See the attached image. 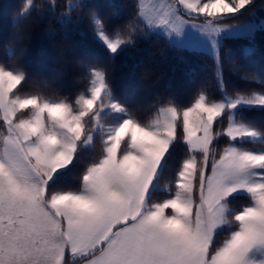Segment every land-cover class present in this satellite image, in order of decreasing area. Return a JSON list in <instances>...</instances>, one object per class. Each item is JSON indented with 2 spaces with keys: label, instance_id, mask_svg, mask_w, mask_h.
<instances>
[{
  "label": "snow or ice",
  "instance_id": "obj_1",
  "mask_svg": "<svg viewBox=\"0 0 264 264\" xmlns=\"http://www.w3.org/2000/svg\"><path fill=\"white\" fill-rule=\"evenodd\" d=\"M253 4L136 0L128 24L111 33L97 12L87 13L110 59L137 38L162 37L182 50L189 29L198 51L213 58L220 98L202 89L178 106L170 97L147 120L114 97L101 67L81 64L87 87L73 99L46 95L48 80L31 81L39 91H23L29 74L0 63V264H264V149L241 147L264 144V129L245 115L264 113V86L228 94L221 52L225 39L244 36V55L254 53L258 26L230 23ZM33 7L26 0L13 26ZM88 8L68 0L57 21L67 26L72 10ZM97 136L99 156L78 187H66L62 178ZM178 146L185 156L161 188ZM158 192L163 199H154ZM239 197L247 203L236 208Z\"/></svg>",
  "mask_w": 264,
  "mask_h": 264
},
{
  "label": "trees",
  "instance_id": "obj_2",
  "mask_svg": "<svg viewBox=\"0 0 264 264\" xmlns=\"http://www.w3.org/2000/svg\"><path fill=\"white\" fill-rule=\"evenodd\" d=\"M26 0H0V63L20 66L29 74V83L23 91L35 92L39 89L31 82L50 81L45 94L52 98L76 95L87 87L86 74L81 68L101 67L108 76L113 95L123 102L130 111L142 120H147L154 106L174 98L178 106H186L200 90H206L210 98H220L217 81L214 78V60L197 50L170 48L164 38L153 37L148 40L136 39L133 46L110 59L104 46L94 38L88 22L87 13L95 11L109 26L111 33L124 28L135 13L136 0H82L89 5L83 11L72 10L71 22L67 26L58 23L57 17L65 11L68 0H33L30 16L17 27L13 20ZM113 4L115 7H113ZM264 0H254L249 12L237 21L245 23L264 18ZM255 13L254 16L251 14ZM249 46L244 36L229 37L223 41L224 82L228 94L236 90L259 89L264 86V31L255 34V51L249 56L244 49ZM11 50L15 53L9 57ZM239 64L238 71L232 66ZM255 76V82L244 77ZM83 78V79H82ZM248 120L264 129V113L255 111L245 114ZM110 118L106 117L105 124ZM102 121V122H103ZM226 124V120H225ZM220 127V125H217ZM99 136L90 151H84L75 162V167L62 178L66 187H78V177L84 168L100 154ZM226 139L217 144L222 148ZM241 147L259 150L264 144H244ZM185 151L178 146L173 152L160 183L174 181L179 162ZM163 192L155 194L154 199H163ZM247 203L239 197L233 206L239 208ZM223 236L218 237V241Z\"/></svg>",
  "mask_w": 264,
  "mask_h": 264
},
{
  "label": "rangeland",
  "instance_id": "obj_3",
  "mask_svg": "<svg viewBox=\"0 0 264 264\" xmlns=\"http://www.w3.org/2000/svg\"><path fill=\"white\" fill-rule=\"evenodd\" d=\"M74 2H76V0H74ZM263 10H264V6H263ZM251 21L253 23H255L257 26H259L260 24H264V18L260 19L259 21L256 19H253ZM197 22H199V21H197ZM247 22H249V21H247ZM236 24H244V23H236ZM194 37H195V33H192L191 30L189 29L188 34L186 35L185 40H184V45H185L184 48L185 49L198 51L199 45H198L197 41L194 39ZM235 37H238V36H235ZM103 123H104V121H103Z\"/></svg>",
  "mask_w": 264,
  "mask_h": 264
}]
</instances>
